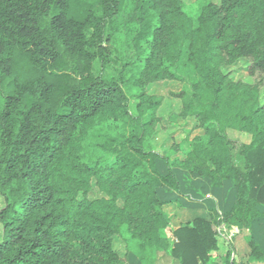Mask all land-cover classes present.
Wrapping results in <instances>:
<instances>
[{"label": "trees", "instance_id": "obj_1", "mask_svg": "<svg viewBox=\"0 0 264 264\" xmlns=\"http://www.w3.org/2000/svg\"><path fill=\"white\" fill-rule=\"evenodd\" d=\"M185 4L133 0L123 41L124 0H0V264H214L216 221L249 249L236 263L230 245L222 264L264 263V0H211L196 25ZM240 60L253 82L233 78ZM161 81L181 84L177 115L202 130L186 151L185 136L165 154L154 143ZM176 169L233 193L217 219L180 220L171 244Z\"/></svg>", "mask_w": 264, "mask_h": 264}, {"label": "rangeland", "instance_id": "obj_2", "mask_svg": "<svg viewBox=\"0 0 264 264\" xmlns=\"http://www.w3.org/2000/svg\"><path fill=\"white\" fill-rule=\"evenodd\" d=\"M185 5L183 7L186 14L193 20L196 25L198 22V16L200 14L201 9L211 0H184ZM214 2L219 3L220 0H212ZM132 2L133 0H124L123 11L121 12L118 19V34L124 40H127L131 34L133 33L135 26L131 24L130 14L132 10ZM248 62L247 60H240L232 69L231 73L235 80H243L246 82H253L254 77L247 70ZM179 72L183 77L185 82V89L187 91L186 100H189L191 97V84L198 79L196 72L193 67L190 66L187 62L186 52L182 56V60L179 63ZM181 89V84L178 82L172 81H161L154 84H151L149 87L150 93L154 94H162L165 96V101L162 107L159 110V114L163 117V121L157 126L156 133L154 135V143L156 145L157 150L161 154H165L169 151L170 146L174 139H182L184 136L186 138L183 144V150L186 151L188 149V143L190 139L196 134H201L202 130L193 129L196 126V121L191 119L189 121L183 120L177 114L181 108V102L178 98L172 97L169 95L171 91L177 92ZM134 94L139 93V89L134 88L132 90ZM130 107L133 112H135V99L131 96L130 99ZM229 136L232 139L238 140L240 142H249L250 136L248 134L230 129L228 130ZM170 160H174L176 155L174 152L169 153ZM162 169L164 170L165 164L162 163ZM176 173L181 180L182 183V192L189 193L192 196L197 192L209 193L210 199H213V195L216 198H219V201H214L213 208L211 207L210 211L212 212L213 218H218V216H222L228 204L232 202V185L227 182L220 190V194L215 192V188H213L210 183L202 178L197 176H187L185 172L180 169H176ZM215 192V193H214ZM97 192L93 193V196L97 195ZM223 197L225 198L223 202ZM230 198V199H229ZM209 199V198H207ZM222 200V201H221ZM181 205V202H178ZM3 205V200L0 197V208ZM215 228L218 232V240L220 241L219 249L214 253L215 262L218 260L219 264H222V257L225 255L230 245L235 247V253L232 254L231 259L236 263L241 261L240 254H243V249H240L236 245V237L239 235V229L237 227H229L224 223L215 222ZM173 227L170 225L168 227V235L170 237V242L173 244L175 242V238L172 235ZM2 234V228L0 225V238ZM240 236V235H239ZM262 236V238H261ZM260 240L264 242V228L261 233H259ZM263 239V240H262ZM115 248L120 254H124L125 248L124 243L120 238H115ZM245 245V243H243ZM224 249H226L224 251ZM217 255V258H216Z\"/></svg>", "mask_w": 264, "mask_h": 264}, {"label": "crops", "instance_id": "obj_3", "mask_svg": "<svg viewBox=\"0 0 264 264\" xmlns=\"http://www.w3.org/2000/svg\"><path fill=\"white\" fill-rule=\"evenodd\" d=\"M218 194H220V190H216ZM214 192V193H215ZM223 195V193H221ZM220 194V195H221ZM210 194L209 193H203L197 192L193 196L189 193H181L180 197L172 203H169L163 207V210L169 215L173 216L177 212L178 202H181V206L183 207L184 210L180 211L179 218H176L172 221L170 225H172L173 229L180 224V220H190L195 216H200L204 212H211L210 209L211 207L213 208L214 206V201L218 202L219 198H216V196L213 195L214 201L210 199ZM209 198V199H207ZM230 199V198H229ZM225 198L223 197V202ZM222 201V200H221ZM231 204V202L228 204V206ZM228 208V207H227ZM169 233V232H168ZM260 238V237H259ZM262 238V236H261ZM263 240V239H262ZM263 244L264 242L261 241ZM245 243V245H243ZM220 244V241H219ZM236 245L240 249H243V254H240V259L242 261H245L247 259V255L249 253V249L246 245V242L244 239L241 240V238L236 239ZM226 249H224L225 251ZM217 258V255H216ZM214 264H219L218 260ZM251 264H264L263 262H252Z\"/></svg>", "mask_w": 264, "mask_h": 264}]
</instances>
